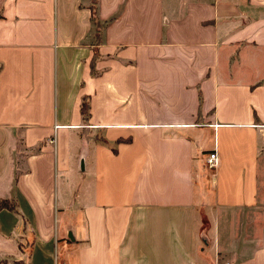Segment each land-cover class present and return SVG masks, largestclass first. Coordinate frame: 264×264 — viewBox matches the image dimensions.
<instances>
[{
    "label": "crops",
    "instance_id": "crops-1",
    "mask_svg": "<svg viewBox=\"0 0 264 264\" xmlns=\"http://www.w3.org/2000/svg\"><path fill=\"white\" fill-rule=\"evenodd\" d=\"M259 167L264 0H0V264H264Z\"/></svg>",
    "mask_w": 264,
    "mask_h": 264
},
{
    "label": "trees",
    "instance_id": "trees-1",
    "mask_svg": "<svg viewBox=\"0 0 264 264\" xmlns=\"http://www.w3.org/2000/svg\"><path fill=\"white\" fill-rule=\"evenodd\" d=\"M90 20L92 21L93 30H94V33H93L94 43H96L97 40L99 39V30L105 23V20L103 21L98 20V18L95 15L94 6L92 5L90 6ZM97 57H98L97 50L93 48L91 58L89 61V67H90L91 73H93L94 71L93 66H94V62L97 59ZM88 107H89L88 95H82L80 99V103H79V110H80L81 117L84 123H86L88 115H89ZM0 207H11V205L6 199L0 198Z\"/></svg>",
    "mask_w": 264,
    "mask_h": 264
},
{
    "label": "built area",
    "instance_id": "built-area-1",
    "mask_svg": "<svg viewBox=\"0 0 264 264\" xmlns=\"http://www.w3.org/2000/svg\"><path fill=\"white\" fill-rule=\"evenodd\" d=\"M216 152L214 150L208 151L204 156V163L208 168L214 167L216 164Z\"/></svg>",
    "mask_w": 264,
    "mask_h": 264
},
{
    "label": "rangeland",
    "instance_id": "rangeland-1",
    "mask_svg": "<svg viewBox=\"0 0 264 264\" xmlns=\"http://www.w3.org/2000/svg\"><path fill=\"white\" fill-rule=\"evenodd\" d=\"M93 36V35H92ZM94 38L92 37L91 41L93 42ZM260 177H264V169L259 167Z\"/></svg>",
    "mask_w": 264,
    "mask_h": 264
}]
</instances>
